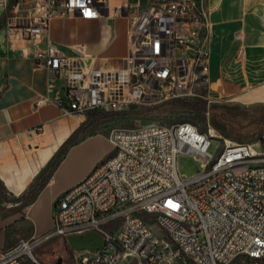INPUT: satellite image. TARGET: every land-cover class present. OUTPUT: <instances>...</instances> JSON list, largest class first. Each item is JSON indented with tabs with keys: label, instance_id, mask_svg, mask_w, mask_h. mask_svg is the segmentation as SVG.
I'll return each instance as SVG.
<instances>
[{
	"label": "built area",
	"instance_id": "obj_1",
	"mask_svg": "<svg viewBox=\"0 0 264 264\" xmlns=\"http://www.w3.org/2000/svg\"><path fill=\"white\" fill-rule=\"evenodd\" d=\"M9 5L0 0V12ZM111 8L129 23L122 64L69 57L48 39L34 54L50 75L36 107L55 104L65 115L86 117L174 99L218 102L209 97L206 0H30L5 25L36 41L49 37L55 18L100 19ZM108 137L112 155L61 195L52 229L0 246V264H42L35 252L44 243L88 232L102 244L73 250L76 264H264L262 144L228 142L210 122L204 130L190 122L118 127ZM214 140L221 141L217 156L209 152ZM181 154L201 158L203 172L184 179Z\"/></svg>",
	"mask_w": 264,
	"mask_h": 264
},
{
	"label": "crops",
	"instance_id": "obj_2",
	"mask_svg": "<svg viewBox=\"0 0 264 264\" xmlns=\"http://www.w3.org/2000/svg\"><path fill=\"white\" fill-rule=\"evenodd\" d=\"M30 0H15L0 18V180L8 197H18L34 182L86 117L65 115L55 104L36 107L46 93L49 72L38 67L35 52L47 40L72 58L96 59L103 67L121 65L128 53V20L111 8L100 19L58 17L49 37L30 40L5 25ZM210 22L209 97L251 107L264 106V0H206ZM113 152L108 135H88L72 146L37 199L13 221L17 231L0 246H11L21 233L31 237L53 227L56 202ZM9 235V236H8ZM17 242V241H16Z\"/></svg>",
	"mask_w": 264,
	"mask_h": 264
},
{
	"label": "trees",
	"instance_id": "obj_3",
	"mask_svg": "<svg viewBox=\"0 0 264 264\" xmlns=\"http://www.w3.org/2000/svg\"><path fill=\"white\" fill-rule=\"evenodd\" d=\"M15 0H10V6ZM210 113V119L208 118ZM167 116H181L187 122L195 124L204 130L207 123L210 122L221 134L226 137L232 135L233 128L239 126L245 129L251 125L260 123L264 130V106H257L254 112H250L247 107L240 104L226 105L213 104L200 98L194 99H174L153 107L131 106L125 111H104L94 110L86 115L83 124L64 142L58 149L52 159L49 161L44 170L34 180V182L18 197H7V190L0 180V198L18 206L19 210L32 204L38 197L39 193L51 179L57 167L66 157L70 148L81 142L88 135L96 134L95 128L105 122L114 121L121 118H147L157 119ZM261 118V119H260ZM247 121L246 125L241 126L240 122ZM243 143L242 138H238ZM144 218H148L145 214ZM48 242V241H47ZM38 250V249H37ZM36 253V252H35ZM253 262L248 259L247 263ZM187 264H193L187 261ZM234 264H241L240 259Z\"/></svg>",
	"mask_w": 264,
	"mask_h": 264
},
{
	"label": "rangeland",
	"instance_id": "obj_4",
	"mask_svg": "<svg viewBox=\"0 0 264 264\" xmlns=\"http://www.w3.org/2000/svg\"><path fill=\"white\" fill-rule=\"evenodd\" d=\"M3 14L4 11H1L0 18L3 16ZM213 104L235 105L237 103L234 101H218V102H211L209 105H213ZM256 107L257 106H251L247 108L249 109L250 112H254ZM210 115L211 114L209 113V119H210ZM182 122H187V120H185L181 116H167L157 119L127 117V118H121L114 121L102 123L95 128L94 132L109 135L112 129L118 127H135L139 125H150V124H158V125L171 127L173 125ZM247 123H248L247 121H243L240 122V125L243 126L246 125ZM223 138L228 142H234V143L240 142L238 141V138H242L243 141L241 142L257 144V145L262 144L264 146V130L262 129V126H260V123H258L257 125H251L245 129H241L239 128V126H237L236 128H233L232 135L230 137H226L223 135ZM220 145H221L220 140H214L209 149V152L213 156H217L220 152L219 149ZM201 160H202L201 158L195 157L193 155L181 154L179 156L178 166L182 177L184 179H191L196 175L200 174L201 172H203V167L201 166L200 163ZM20 211L21 209L19 210L17 205L7 202L6 200H1L0 198V244L6 242L7 234L12 235L16 233L17 229L13 221L15 222L17 219H19ZM150 221H153V216H151ZM155 230L157 232H160L158 228H155ZM21 234L22 235L20 236V238L16 239L13 242V244L21 239L31 238V235L29 233H21ZM35 255L42 264H76L73 258L74 257L73 250L69 247L67 241L60 237L53 238L48 242L44 243L42 246L38 248V250H36ZM125 264H140V263L137 260H133L126 262Z\"/></svg>",
	"mask_w": 264,
	"mask_h": 264
},
{
	"label": "water",
	"instance_id": "obj_5",
	"mask_svg": "<svg viewBox=\"0 0 264 264\" xmlns=\"http://www.w3.org/2000/svg\"><path fill=\"white\" fill-rule=\"evenodd\" d=\"M67 243L72 250L95 251L100 248L102 237L95 232H88L83 236H69Z\"/></svg>",
	"mask_w": 264,
	"mask_h": 264
},
{
	"label": "snow or ice",
	"instance_id": "obj_6",
	"mask_svg": "<svg viewBox=\"0 0 264 264\" xmlns=\"http://www.w3.org/2000/svg\"><path fill=\"white\" fill-rule=\"evenodd\" d=\"M170 207H176V205H173L171 202H169Z\"/></svg>",
	"mask_w": 264,
	"mask_h": 264
}]
</instances>
